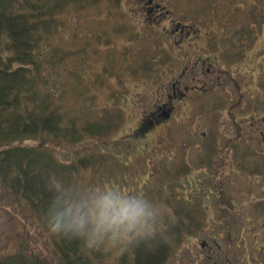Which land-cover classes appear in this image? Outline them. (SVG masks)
<instances>
[{
  "label": "rangeland",
  "instance_id": "1",
  "mask_svg": "<svg viewBox=\"0 0 264 264\" xmlns=\"http://www.w3.org/2000/svg\"><path fill=\"white\" fill-rule=\"evenodd\" d=\"M115 4L99 0L82 11L70 10L68 20L62 21L52 47L65 61L50 91L66 116L64 125L69 127H64L81 140L70 146L57 142L46 151L71 170L82 163L79 178L88 190L86 199L115 189L159 206L163 211L157 227L165 217L174 219L178 209L165 203L176 195L171 196L172 188L184 187L181 199L187 204H193L190 195L200 205L203 196L214 203L232 198L238 211L234 218L227 222V216L217 214L225 207H208L205 233L187 240L173 264H264V211L256 204L263 201L264 206V123H253L264 120V107L258 103L262 97L264 105V0ZM199 9L210 12L196 16ZM253 22L262 27L248 37L243 30L251 24L254 28ZM234 23L245 47L231 30ZM211 41L230 52L247 51L245 63L232 65L222 53H209L205 46ZM165 57L173 64L163 66ZM156 67L157 72L149 71ZM180 94L187 95L183 101ZM250 104L260 110L248 113ZM203 108L207 110L201 112ZM152 120L159 125L152 126ZM212 129L216 140L209 137ZM209 142H215L209 158L226 157L225 168H210L204 160ZM234 143L239 151L253 154L250 169L256 168L255 176L238 173L234 147L227 150ZM27 238L21 224L0 209V257ZM46 240L35 237L30 244L42 243V250L50 252ZM103 246L112 256L120 251Z\"/></svg>",
  "mask_w": 264,
  "mask_h": 264
},
{
  "label": "trees",
  "instance_id": "2",
  "mask_svg": "<svg viewBox=\"0 0 264 264\" xmlns=\"http://www.w3.org/2000/svg\"><path fill=\"white\" fill-rule=\"evenodd\" d=\"M98 1L0 0V192L4 194L0 209L20 223L28 237L14 252L2 255L0 264H173L177 251L206 226L203 205L191 195L196 207L181 199L183 186L172 188L171 196L176 195L166 203L178 207L174 219L165 217L151 237L133 242L117 256L103 245L89 248L83 240L57 235L46 223L50 207L60 202L56 198L86 199L88 191L80 184L81 162L71 170L55 163L46 151L57 142L70 146L81 140L78 133L68 132L66 116L50 91L65 61L52 46L70 10L82 11ZM160 62L170 66L172 60L165 57ZM253 157L248 153L247 162ZM228 210L230 206L222 215ZM42 236L50 252L42 250V243L30 244V239Z\"/></svg>",
  "mask_w": 264,
  "mask_h": 264
},
{
  "label": "clouds",
  "instance_id": "3",
  "mask_svg": "<svg viewBox=\"0 0 264 264\" xmlns=\"http://www.w3.org/2000/svg\"><path fill=\"white\" fill-rule=\"evenodd\" d=\"M46 214L50 230L67 238L83 240L89 248L106 245L123 251L133 242L151 237L162 209L139 195H124L115 189L88 199L56 198Z\"/></svg>",
  "mask_w": 264,
  "mask_h": 264
},
{
  "label": "flooded vegetation",
  "instance_id": "4",
  "mask_svg": "<svg viewBox=\"0 0 264 264\" xmlns=\"http://www.w3.org/2000/svg\"><path fill=\"white\" fill-rule=\"evenodd\" d=\"M187 95H184L183 96V94H180L179 95V97H181V98H179L181 101H183L184 99H185V97H186ZM151 123V125H153V124H155V125H159V123H155V121H153V122H150ZM256 123H264V120H262V122H256Z\"/></svg>",
  "mask_w": 264,
  "mask_h": 264
}]
</instances>
